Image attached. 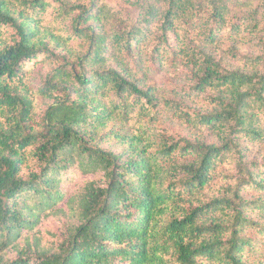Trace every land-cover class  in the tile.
I'll list each match as a JSON object with an SVG mask.
<instances>
[{
	"label": "trees",
	"instance_id": "trees-1",
	"mask_svg": "<svg viewBox=\"0 0 264 264\" xmlns=\"http://www.w3.org/2000/svg\"><path fill=\"white\" fill-rule=\"evenodd\" d=\"M0 264H264V0H0Z\"/></svg>",
	"mask_w": 264,
	"mask_h": 264
},
{
	"label": "rangeland",
	"instance_id": "rangeland-1",
	"mask_svg": "<svg viewBox=\"0 0 264 264\" xmlns=\"http://www.w3.org/2000/svg\"><path fill=\"white\" fill-rule=\"evenodd\" d=\"M150 79L157 82V84L164 86L169 82L170 78L164 71H161L158 74H152V76H150ZM107 147H110V145Z\"/></svg>",
	"mask_w": 264,
	"mask_h": 264
}]
</instances>
